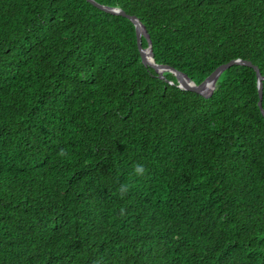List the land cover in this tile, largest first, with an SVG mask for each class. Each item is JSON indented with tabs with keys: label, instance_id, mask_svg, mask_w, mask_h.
Segmentation results:
<instances>
[{
	"label": "trees",
	"instance_id": "trees-1",
	"mask_svg": "<svg viewBox=\"0 0 264 264\" xmlns=\"http://www.w3.org/2000/svg\"><path fill=\"white\" fill-rule=\"evenodd\" d=\"M95 1L198 85L264 77V0ZM163 75L126 16L0 0V264H264L256 70L209 97Z\"/></svg>",
	"mask_w": 264,
	"mask_h": 264
},
{
	"label": "water",
	"instance_id": "water-1",
	"mask_svg": "<svg viewBox=\"0 0 264 264\" xmlns=\"http://www.w3.org/2000/svg\"><path fill=\"white\" fill-rule=\"evenodd\" d=\"M89 2H91L93 5L107 11L113 14H120L123 16H126L128 18H130L135 26H136V30H137V39H138V45L142 54V59L143 62L146 65H149L153 68H155V70L159 73L160 78H162L164 75V72H172L174 73L181 81L183 88H185L188 91H193V92H197L205 97H209L213 94L215 88H216V84L217 81L219 80V77L222 75V73L229 68L230 66H233L235 64H242V65H247L249 67H253L256 72H257V76H258V86H259V96H260V101H259V106L260 109L264 115V108H263V80L264 77L261 75V72L259 70V68L257 66H255L252 62L250 61H245V60H233L225 65L220 66L217 70H215L208 78L206 81H204L202 84L198 85L196 84L193 80H191L186 74L175 70L173 68L167 67V66H162V65H157L155 63V58H154V53H153V47H152V41L150 39V36L145 28V25L136 17V16H132L127 14L125 11H123L122 9L119 8H114V7H107L104 5H101L100 3L96 2L95 0H88ZM142 36H145L148 41H149V47L148 50L145 52L142 46ZM150 53V56H149ZM214 82V86L212 88L211 91H207V87L208 85Z\"/></svg>",
	"mask_w": 264,
	"mask_h": 264
},
{
	"label": "clouds",
	"instance_id": "clouds-1",
	"mask_svg": "<svg viewBox=\"0 0 264 264\" xmlns=\"http://www.w3.org/2000/svg\"><path fill=\"white\" fill-rule=\"evenodd\" d=\"M60 154H61V155H65L66 152H65L64 150H62ZM135 172H136V175H138V176H142V175L145 174L146 169L144 168L143 165L138 164V165L135 166ZM122 187H123V186H122Z\"/></svg>",
	"mask_w": 264,
	"mask_h": 264
},
{
	"label": "bare ground",
	"instance_id": "bare-ground-1",
	"mask_svg": "<svg viewBox=\"0 0 264 264\" xmlns=\"http://www.w3.org/2000/svg\"><path fill=\"white\" fill-rule=\"evenodd\" d=\"M149 56H150V53H149ZM150 58H151V56H150ZM213 86H214V82H211V83L208 85V87H207V91H208V92L211 91L212 88H213Z\"/></svg>",
	"mask_w": 264,
	"mask_h": 264
}]
</instances>
